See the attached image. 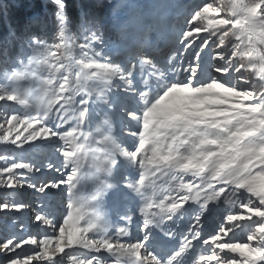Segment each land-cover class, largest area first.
<instances>
[{"label": "snow or ice", "instance_id": "obj_1", "mask_svg": "<svg viewBox=\"0 0 264 264\" xmlns=\"http://www.w3.org/2000/svg\"><path fill=\"white\" fill-rule=\"evenodd\" d=\"M51 2L0 63V264H264V0L179 5L163 61Z\"/></svg>", "mask_w": 264, "mask_h": 264}, {"label": "rangeland", "instance_id": "obj_2", "mask_svg": "<svg viewBox=\"0 0 264 264\" xmlns=\"http://www.w3.org/2000/svg\"><path fill=\"white\" fill-rule=\"evenodd\" d=\"M93 1L99 3L105 38L114 47L122 49L143 47L152 51L160 61H163L176 47L175 35L179 31L177 19L180 18V24H182V16L186 14V9L179 5L190 3L191 0H111V3L109 0ZM252 78L255 79V77ZM28 151L37 163L45 162L46 158L51 156V150L45 147L31 148ZM0 154L10 153H5L3 146H0ZM46 178V176L38 177L41 180ZM16 198L31 202L33 200L32 190L23 189ZM109 203L113 208L119 207L122 204V198L110 196ZM50 207L57 211V215H60L62 209L59 198L52 197ZM21 219L25 223L28 222L26 216ZM1 220L5 228L4 233L1 232L0 239L15 232L7 219L2 218ZM236 231L240 240H246V232H241L239 229Z\"/></svg>", "mask_w": 264, "mask_h": 264}, {"label": "trees", "instance_id": "obj_3", "mask_svg": "<svg viewBox=\"0 0 264 264\" xmlns=\"http://www.w3.org/2000/svg\"><path fill=\"white\" fill-rule=\"evenodd\" d=\"M191 2V1H190ZM67 14L75 29L81 17L90 23L101 21L100 7L93 0H66ZM55 5L50 0H0V63L5 55L20 54L19 40H12L10 32L19 37L28 32L51 36L55 27ZM0 218V236L5 225ZM1 238V237H0Z\"/></svg>", "mask_w": 264, "mask_h": 264}]
</instances>
